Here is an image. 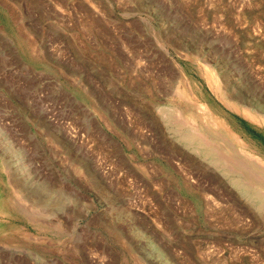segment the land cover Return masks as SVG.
<instances>
[{
  "label": "rangeland",
  "instance_id": "rangeland-1",
  "mask_svg": "<svg viewBox=\"0 0 264 264\" xmlns=\"http://www.w3.org/2000/svg\"><path fill=\"white\" fill-rule=\"evenodd\" d=\"M262 166L264 0H0V264H264Z\"/></svg>",
  "mask_w": 264,
  "mask_h": 264
},
{
  "label": "bare ground",
  "instance_id": "bare-ground-1",
  "mask_svg": "<svg viewBox=\"0 0 264 264\" xmlns=\"http://www.w3.org/2000/svg\"><path fill=\"white\" fill-rule=\"evenodd\" d=\"M211 72H212V70H211ZM214 72V71H213ZM212 72V73H213ZM208 75H209V73H208ZM207 75V76H208ZM213 75V74H212ZM210 76V75H209ZM213 77V76H212ZM215 77V76H214ZM217 77V76H216ZM215 77V78H216ZM209 78V77H208ZM213 79V78H212ZM214 80V79H213ZM216 80H217V78H216ZM209 81H210V79H209ZM219 81V80H218ZM216 81H213V83H215ZM210 83H212V82H210ZM220 86H221V83H220ZM216 87V86H215ZM217 87H219V85L217 86ZM217 87L215 88V89H217ZM217 91H218V89H217ZM220 91V90H219ZM222 92V91H221ZM185 93V92H184ZM187 93V92H186ZM223 93H224V91H223ZM183 95V94H182ZM188 95V94H187ZM184 96V95H183ZM185 96H186V94H185ZM184 96V97H185ZM189 97V96H188ZM188 97H186V98H188ZM202 106V105H201ZM201 108H203V107H201ZM239 110V109H238ZM246 111H249L247 108H246ZM250 115H251V113H250ZM247 116H249V114L247 115ZM252 116H253V114H252ZM250 117V116H249ZM252 118V117H251ZM257 117L255 116V119H256ZM253 119H254V116H253ZM263 120V119H262ZM218 121V120H217ZM212 122V121H211ZM212 124V123H211ZM214 124V123H213ZM218 124V123H217ZM216 125V124H215ZM222 125V124H221ZM230 132V131H229ZM232 138H233V136H231ZM220 138V137H219ZM235 138V137H234ZM247 145V144H246ZM250 146V145H249ZM231 149V148H230ZM209 151H211V150H209ZM208 151V152H209ZM210 153V152H209ZM229 153H230V151H229ZM258 154V153H257ZM207 155V154H206ZM253 161V160H252ZM256 161V160H255ZM256 163V162H255ZM259 163V162H258ZM257 163V164H258ZM217 165V164H216ZM219 166V165H218ZM258 166H261V165H258ZM262 169L264 168L263 166L261 167ZM258 180V179H257ZM261 180V179H260ZM235 181V180H234ZM235 183V182H234ZM237 183V182H236ZM260 183H262V182H260ZM239 184V183H238ZM239 186V185H238ZM264 192V191H263ZM262 192V193H263ZM264 194V193H263ZM256 200V199H255ZM263 200V199H262ZM263 205H264V203H263ZM260 207H262L261 205H260Z\"/></svg>",
  "mask_w": 264,
  "mask_h": 264
}]
</instances>
